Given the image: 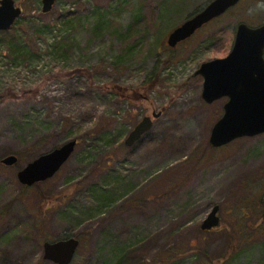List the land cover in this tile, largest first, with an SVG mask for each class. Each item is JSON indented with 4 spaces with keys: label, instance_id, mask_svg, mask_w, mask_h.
Instances as JSON below:
<instances>
[{
    "label": "rangeland",
    "instance_id": "1",
    "mask_svg": "<svg viewBox=\"0 0 264 264\" xmlns=\"http://www.w3.org/2000/svg\"><path fill=\"white\" fill-rule=\"evenodd\" d=\"M210 1L57 0L45 13L21 0L0 33V264H54L44 241L68 237L80 241L71 264H264V133L211 147L228 98L207 103L197 74L232 50L240 22L264 24V0L170 46ZM144 116L152 128L127 146ZM72 139L52 178L19 181ZM216 205L220 225L204 231Z\"/></svg>",
    "mask_w": 264,
    "mask_h": 264
},
{
    "label": "water",
    "instance_id": "2",
    "mask_svg": "<svg viewBox=\"0 0 264 264\" xmlns=\"http://www.w3.org/2000/svg\"><path fill=\"white\" fill-rule=\"evenodd\" d=\"M241 0H211L198 13L177 25L168 36V44L176 46L188 40L204 25L221 17ZM57 0H42V11L51 12ZM15 0H0V31L9 30L22 15ZM232 50L223 58L203 62L197 74L203 77L202 98L207 103L227 97L223 115L215 122L209 139L211 147L226 145L241 137L257 136L264 133V24L251 26L240 22L236 28ZM159 113L153 112L157 118ZM153 125L151 116L142 120L128 134L125 144H135ZM76 139L61 147L42 153L29 161L17 173L19 181L30 187L53 177L73 155ZM19 156L9 154L2 159L4 165H15ZM264 204V194L262 196ZM219 206L216 205L201 223V229L209 231L220 225ZM80 241L75 237L44 241V259L54 264H71Z\"/></svg>",
    "mask_w": 264,
    "mask_h": 264
},
{
    "label": "trees",
    "instance_id": "3",
    "mask_svg": "<svg viewBox=\"0 0 264 264\" xmlns=\"http://www.w3.org/2000/svg\"><path fill=\"white\" fill-rule=\"evenodd\" d=\"M199 12V11H198ZM197 12H195L194 14H196ZM191 16L193 15V14H190ZM190 17V16H189ZM215 20V19H214ZM213 21V20H212ZM7 32V30L6 31H1L0 33H6ZM37 184H40V183H36L35 185H37ZM227 232H228V234H230V237H228V243H231V241H233L234 240V234H232L233 233V231L230 233L228 230H227ZM243 240H246V238L244 237L243 238ZM228 253H230V251H227Z\"/></svg>",
    "mask_w": 264,
    "mask_h": 264
},
{
    "label": "flooded vegetation",
    "instance_id": "4",
    "mask_svg": "<svg viewBox=\"0 0 264 264\" xmlns=\"http://www.w3.org/2000/svg\"><path fill=\"white\" fill-rule=\"evenodd\" d=\"M15 1H16V6H20L21 7V10L23 11V8H22V5H21V3H22L21 0H15ZM1 31H4V30H1Z\"/></svg>",
    "mask_w": 264,
    "mask_h": 264
}]
</instances>
